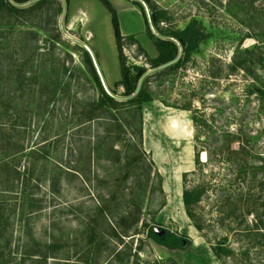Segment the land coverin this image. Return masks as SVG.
Listing matches in <instances>:
<instances>
[{
  "label": "rangeland",
  "instance_id": "1",
  "mask_svg": "<svg viewBox=\"0 0 264 264\" xmlns=\"http://www.w3.org/2000/svg\"><path fill=\"white\" fill-rule=\"evenodd\" d=\"M108 1L126 66L149 75L140 119L123 104L87 121L100 89L85 52L103 90L124 98L99 0L0 16V264H264V0ZM152 9L157 36L191 22L205 33L171 73L149 63ZM195 188L191 218L182 195Z\"/></svg>",
  "mask_w": 264,
  "mask_h": 264
},
{
  "label": "trees",
  "instance_id": "2",
  "mask_svg": "<svg viewBox=\"0 0 264 264\" xmlns=\"http://www.w3.org/2000/svg\"><path fill=\"white\" fill-rule=\"evenodd\" d=\"M32 1L34 0H0V16L1 15L17 16L19 14H25V13L28 14L35 12L42 13L43 8L47 4H49L50 2H54V0H38L37 2L32 3L26 7L17 6V5H24ZM65 1L68 4L69 0H65ZM99 1L103 4V6L108 10V12L111 15V21H112L115 40H116V45L119 51V61H120V80L117 83V85L123 88L124 90L123 97L127 99H125L124 101H119L103 90L98 75L96 73V70L94 68L92 59L89 56V54L85 52L84 62L90 69L92 76L100 89V98L95 104L92 105L93 107L88 113L87 121L96 120L97 118H100V115L103 112L109 109H115L119 105H123V104L132 106L133 112H136L140 119L143 106L150 103L152 100L151 94L147 90V81L149 75L145 76L147 74V71L142 66H134L133 68L126 66L125 58L122 53V45H121L123 36L121 35V31H120L117 11L114 9V7L111 5V3L108 0H99ZM144 1L146 4H150V0H144ZM135 4H137L142 8V5L140 3L135 2ZM162 17H163V13L157 12L152 9L150 21L148 22L145 18L148 35L152 39L158 53L156 58H151L149 60L151 67L155 70L153 75L171 73L179 69L190 59L191 55L198 50L200 44L205 39V33L196 22H191L182 30H171L168 32L158 31L159 32L158 36L153 34L152 31L150 30L149 23L151 22L153 27L159 29V22ZM130 39H133V37H130ZM180 49H181V56L176 63L164 67L162 69H158L159 67L174 61L178 57L180 53ZM143 76L144 78L138 89L139 82ZM258 92L260 94L261 100L264 102V89L260 88L258 89ZM4 157L10 158L12 156L10 154L8 155L6 154ZM197 157H198V153H197ZM8 165H9L8 163H4L3 166H8ZM262 165L264 168V162ZM202 194L203 191L199 190L198 188L185 189L183 191L182 200L189 217L193 218V208L200 202ZM103 208L104 207H102V209ZM147 236L153 239L159 245L169 249L184 250L186 248L184 245L185 240L183 239V237H180L169 231H164L162 234H158L155 232L153 228H149L147 230ZM7 242L8 245L9 241ZM53 248H54L53 246L49 247V249L51 250H53ZM215 251L218 256H221L224 253H228V250L221 245H219L215 249ZM3 255L4 253H0V258H2ZM43 256L45 259H47L46 255Z\"/></svg>",
  "mask_w": 264,
  "mask_h": 264
},
{
  "label": "water",
  "instance_id": "3",
  "mask_svg": "<svg viewBox=\"0 0 264 264\" xmlns=\"http://www.w3.org/2000/svg\"><path fill=\"white\" fill-rule=\"evenodd\" d=\"M37 1H38V0H34V1L29 2V3H27V4H24V5H17V6H18V7H26V6H29V5L32 4V3L37 2ZM62 9H63V10H62V15L65 16V14H66V4L63 5V8H62ZM90 54H91V52H90ZM180 56H181V49H180V53H179L178 57H177L174 61H172V62H170V63H167V64H165V65L159 67L158 69H162V68H164V67H167V66H169V65H172V64L176 63V62L179 60ZM91 58H92L93 64L95 65V68L97 69L96 61H95V59L93 58V55H92V54H91ZM97 71H98V70H97ZM145 76H146V75H145ZM143 78H144V76L141 78V80H140V82H139L138 89H139V87H140V84H141ZM108 94L111 95L112 97L116 98L114 95L110 94L109 92H108ZM116 99H119V98H116ZM120 99H122V100L124 99V100H125V99H127V98H120ZM120 99H119V100H120Z\"/></svg>",
  "mask_w": 264,
  "mask_h": 264
}]
</instances>
